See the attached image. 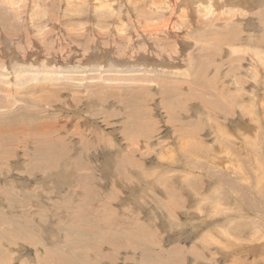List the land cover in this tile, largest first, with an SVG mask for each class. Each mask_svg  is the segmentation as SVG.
Wrapping results in <instances>:
<instances>
[{"label": "rangeland", "instance_id": "374dc122", "mask_svg": "<svg viewBox=\"0 0 264 264\" xmlns=\"http://www.w3.org/2000/svg\"><path fill=\"white\" fill-rule=\"evenodd\" d=\"M0 264H264V0H0Z\"/></svg>", "mask_w": 264, "mask_h": 264}, {"label": "bare ground", "instance_id": "6f19581e", "mask_svg": "<svg viewBox=\"0 0 264 264\" xmlns=\"http://www.w3.org/2000/svg\"><path fill=\"white\" fill-rule=\"evenodd\" d=\"M172 2V1H171ZM236 3V2H235ZM173 27V26H172ZM172 27L171 26H169L168 27V24H165V25H163L159 30H163V31H168L169 30V32L171 33L172 31H171V29H172ZM106 237V236H105ZM107 239V238H106ZM108 240H111V239H108ZM110 242V241H109ZM116 244V243H115Z\"/></svg>", "mask_w": 264, "mask_h": 264}]
</instances>
